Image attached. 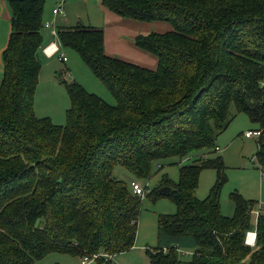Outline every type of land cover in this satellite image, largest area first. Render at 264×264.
I'll return each instance as SVG.
<instances>
[{"label":"trees","instance_id":"trees-1","mask_svg":"<svg viewBox=\"0 0 264 264\" xmlns=\"http://www.w3.org/2000/svg\"><path fill=\"white\" fill-rule=\"evenodd\" d=\"M43 3L7 0L9 33L0 53V264H33L52 253L114 264L113 256L134 243L144 197L175 206L156 216L157 244L145 249L149 264H264V212L258 204L254 215L256 203L233 191V211L222 214L225 165L216 153L218 135L244 114L260 131L254 159L264 172V0H99L121 18L168 25L132 38L155 57L153 69L104 54L99 27L50 25L52 35L42 21ZM43 29L58 42L57 51L77 54L113 104L63 79V125L35 116L39 56L48 44ZM167 159L177 166V180L162 174L152 189L141 185V196L131 180L112 175L120 166L133 180H147ZM202 169L214 170L215 179L198 199ZM161 187L169 192L160 193ZM249 231L253 245L245 243Z\"/></svg>","mask_w":264,"mask_h":264},{"label":"rangeland","instance_id":"rangeland-1","mask_svg":"<svg viewBox=\"0 0 264 264\" xmlns=\"http://www.w3.org/2000/svg\"><path fill=\"white\" fill-rule=\"evenodd\" d=\"M67 8L70 9V6L67 5ZM93 8L94 4L92 2H89L87 6L80 5L77 7L83 24L87 23V20L98 21L95 18L97 13ZM68 12L67 18L70 13ZM85 16L88 17L86 20ZM148 25L151 26L152 31H155L157 25H160L157 29L161 30L160 28L164 24H154L153 22ZM57 55L64 56L65 60L60 62ZM39 60L41 65L33 96V112L36 117H47L52 123L63 125L64 112L68 107V99L65 95L63 84L60 82L63 79L66 82L73 79L80 83L87 91L113 104V98L106 88L92 76L73 51L59 47L57 53L51 56L40 54ZM60 69H65L64 73L57 77L55 73H58ZM253 130H257L256 125L250 122L244 114H238L235 115L225 131L219 134L216 139V146L218 148L216 153L222 157L225 165L226 181L220 190L219 203L222 214L226 216L231 215L233 211L232 203L229 200V193L233 191H236L244 199L254 201L256 205L253 206V209L256 210L259 204L261 211L264 212V172H261L256 166L254 159L257 137H244L245 132ZM161 166L159 171L155 168L157 167L156 165L152 167L149 179L134 181L152 189V187L156 186L155 184L160 176L165 174L171 181L175 182L177 180L176 164H172L171 160L167 159L163 161ZM112 175L126 182L133 180L120 166L113 168ZM214 179V170L202 169L200 171L196 188L198 199L206 196ZM174 211V204L166 198H161L153 203L144 197L141 200L134 243L127 251L113 256V263L149 264L145 249L151 250L156 247V216L157 214H171ZM33 264H79V260L77 257L52 253L35 261Z\"/></svg>","mask_w":264,"mask_h":264},{"label":"crops","instance_id":"crops-1","mask_svg":"<svg viewBox=\"0 0 264 264\" xmlns=\"http://www.w3.org/2000/svg\"><path fill=\"white\" fill-rule=\"evenodd\" d=\"M89 2H92L94 4L93 10L97 13L95 18H97L98 21L93 22L92 20H87V23L85 24H89L94 27H101L104 54L149 69H153L156 65L155 57L137 48L133 44L132 38L135 35L147 34L148 32H164L169 29L168 25L165 23L154 22V24L164 25L162 26V28H160L161 30L157 29L159 28L158 26H160L157 25L156 30L152 31L151 26H149L148 24L153 22H136L129 19L121 18L105 9L99 3V0H44L42 21L44 23L51 22L52 25L58 26L72 25L77 22L82 23L81 17L79 16V12L77 11V7H79L80 5L87 6ZM59 4L64 9V17L52 15V9ZM67 5L70 6V9L67 8ZM67 12L69 13L68 18L66 17ZM87 18L88 17L85 16V20ZM51 30H55V28L49 29V32H51ZM49 32L44 29L42 30L44 40L48 41V43L53 41ZM8 33L9 10L7 7V0H0V53L5 47Z\"/></svg>","mask_w":264,"mask_h":264},{"label":"built area","instance_id":"built-area-1","mask_svg":"<svg viewBox=\"0 0 264 264\" xmlns=\"http://www.w3.org/2000/svg\"><path fill=\"white\" fill-rule=\"evenodd\" d=\"M52 14L53 15H63L64 14V9L61 5H57L55 6L53 9H52ZM51 22H46L44 23V28H49V29H53L52 27H50ZM52 35H55V31L54 30H51L50 32ZM55 37V36H53ZM57 48H58V42L56 40H53L51 41L50 43H48L43 49H42V52L46 55V56H50L54 53L57 52ZM60 59L61 60H65V57L60 55ZM260 131L259 130H253V131H247L244 133V136L245 137H257L259 135ZM130 184V187H131V190L132 192L136 195V196H141L143 194V187L137 182V181H134V180H131L129 182ZM259 212V209L255 210L254 211V215H257V213ZM251 231L247 232L246 233V237H245V243L248 244V245H253L254 244V232H251L252 233V240L251 241H248V234L250 233ZM248 241V242H247ZM182 252H185V251H182ZM94 257L96 256H93L92 258H89V257H86V256H82L81 258H79V264H88ZM109 258V257H107ZM106 260V259H105Z\"/></svg>","mask_w":264,"mask_h":264},{"label":"water","instance_id":"water-1","mask_svg":"<svg viewBox=\"0 0 264 264\" xmlns=\"http://www.w3.org/2000/svg\"><path fill=\"white\" fill-rule=\"evenodd\" d=\"M158 191L160 192V193H168L169 192V187H161V188H159L158 189Z\"/></svg>","mask_w":264,"mask_h":264},{"label":"bare ground","instance_id":"bare-ground-1","mask_svg":"<svg viewBox=\"0 0 264 264\" xmlns=\"http://www.w3.org/2000/svg\"><path fill=\"white\" fill-rule=\"evenodd\" d=\"M252 233L250 232L249 234H248V241H251L252 240Z\"/></svg>","mask_w":264,"mask_h":264}]
</instances>
